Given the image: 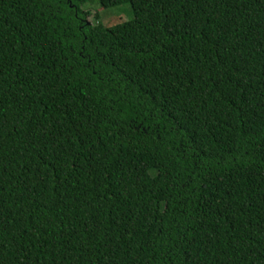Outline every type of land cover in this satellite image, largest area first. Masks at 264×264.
Segmentation results:
<instances>
[{
	"label": "trees",
	"instance_id": "1",
	"mask_svg": "<svg viewBox=\"0 0 264 264\" xmlns=\"http://www.w3.org/2000/svg\"><path fill=\"white\" fill-rule=\"evenodd\" d=\"M0 0V264H264V0Z\"/></svg>",
	"mask_w": 264,
	"mask_h": 264
},
{
	"label": "rangeland",
	"instance_id": "2",
	"mask_svg": "<svg viewBox=\"0 0 264 264\" xmlns=\"http://www.w3.org/2000/svg\"><path fill=\"white\" fill-rule=\"evenodd\" d=\"M90 11V20H95L96 14H99L104 24L115 26L134 19V14L130 4L108 10L100 8L98 0L95 3H89L85 6Z\"/></svg>",
	"mask_w": 264,
	"mask_h": 264
}]
</instances>
